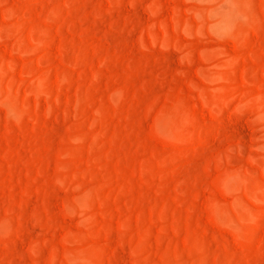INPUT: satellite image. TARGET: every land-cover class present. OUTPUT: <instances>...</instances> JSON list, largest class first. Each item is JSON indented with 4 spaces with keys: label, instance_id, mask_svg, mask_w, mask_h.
Returning a JSON list of instances; mask_svg holds the SVG:
<instances>
[{
    "label": "rangeland",
    "instance_id": "rangeland-1",
    "mask_svg": "<svg viewBox=\"0 0 264 264\" xmlns=\"http://www.w3.org/2000/svg\"><path fill=\"white\" fill-rule=\"evenodd\" d=\"M0 264H264V0H0Z\"/></svg>",
    "mask_w": 264,
    "mask_h": 264
}]
</instances>
